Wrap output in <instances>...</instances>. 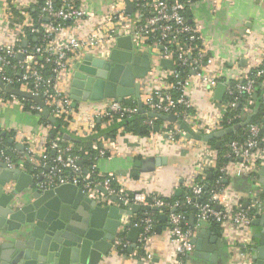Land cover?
<instances>
[{"label": "built area", "instance_id": "built-area-1", "mask_svg": "<svg viewBox=\"0 0 264 264\" xmlns=\"http://www.w3.org/2000/svg\"><path fill=\"white\" fill-rule=\"evenodd\" d=\"M213 1L217 5L219 0ZM129 2L133 6L131 14L127 12L125 0H113L98 11L88 10L85 0H8L0 9V80L40 97L50 113L65 124L71 120L77 122L76 125L86 122L85 130L91 133L96 120L105 128L138 114V108L107 99L97 107L76 113L69 93L72 65L86 54L107 57L118 37L129 36L132 52L138 54L145 49L151 58L145 78L138 80L140 98L147 111L174 114L199 134L223 129L226 111L233 107H239V110L227 118L228 123L235 119L240 122L252 115L256 78L261 76L264 82V40L260 44H244L248 65H234L238 73L230 84L223 80L226 60L211 52L201 23L186 15L191 0ZM161 59L171 61L172 68L160 66ZM251 69L255 71L251 73ZM218 83L226 85L222 100L214 98ZM0 91V105L12 102L25 105V99ZM202 92L207 96L205 101L200 97ZM262 103L264 106V92ZM29 108L41 110L34 102ZM153 120L144 119L142 126L147 133L140 135L136 143L120 141L124 132L121 127L112 138L100 136L101 145L94 147L97 151L94 157L112 153L140 158L155 156L150 154V148L157 146L162 138L170 149L196 151L192 176L186 179L187 193L182 200L169 202L162 198L156 187L159 168L137 176L135 182L147 187L140 191L132 189L126 175L84 172L79 165L81 158L72 154V144L61 147L57 137L49 142L54 155L49 162L41 164L47 170L34 175V188L45 190L70 183L102 206L140 204L139 218L126 216L121 220L107 256H125L126 253H120L125 250L128 253L130 242L124 223L130 222L141 229L132 251L142 252L141 263L150 262L149 241L155 231V221L149 210L163 207L157 211L166 216L165 228L172 247L171 264H191L189 259L195 246L192 238L199 226L210 223L221 226V240L237 264H254L251 253L254 238L250 226L253 219L264 213V196L258 180V170L264 165V117L263 122L250 121L244 126L247 136L243 141L229 142L226 155L231 159L219 167L220 175L206 191L202 180L206 177L205 172L215 165L216 151L207 142L186 138L178 123L162 121L155 130L157 125ZM27 142H31L28 137ZM0 151L1 159L9 168L24 170L22 160L15 162L6 150ZM234 176L245 177L249 186L236 193L222 183ZM12 188L11 182L5 186L7 191ZM100 188L106 193L100 192ZM111 196H116V200H111ZM182 206L194 207V226H190L183 212L177 211Z\"/></svg>", "mask_w": 264, "mask_h": 264}, {"label": "water", "instance_id": "water-1", "mask_svg": "<svg viewBox=\"0 0 264 264\" xmlns=\"http://www.w3.org/2000/svg\"><path fill=\"white\" fill-rule=\"evenodd\" d=\"M125 2L127 12L131 14L133 6L129 0ZM25 43L23 40L22 45L25 46ZM150 64L151 58L148 53L132 52L129 36L118 37L115 47L110 50L107 57L84 55L72 65L69 81L72 106L76 107L81 101L98 102L113 99L122 102L127 97H133L137 103L138 114L142 118L178 123L186 138L203 142L216 139L215 147L220 145L221 137L237 131L251 121L252 115H249L232 126L199 134L191 130L185 122L177 119L174 114L147 111L140 98L138 80L145 78ZM159 65L163 68H172L171 61L166 59L159 60ZM225 88L224 83L217 84L214 91L216 100H222ZM0 89L7 94L33 101L40 107V114L63 132L64 139L77 141L57 122V118L50 113L40 97L30 91L4 84L1 80ZM128 121L116 122L111 128L118 129ZM157 129L158 126H155V130ZM145 130V126H141L140 132L144 133ZM50 136L53 137V134ZM16 146L19 149L23 148L20 144ZM168 162L169 158L164 155L136 159L133 162L135 168L133 176L151 172L156 167L167 165ZM81 164L82 162H79V165ZM210 177L211 173H208L207 178ZM34 180V175L18 167L9 168L5 161L0 160V264H98L110 251L121 220L142 210L140 204L133 203L125 206H102L80 187L70 183L45 190L35 189ZM258 180L264 196V165L258 170ZM10 182H13V188L12 191H7L5 186ZM203 189L204 191L208 189V183ZM100 192L106 193L102 188ZM111 200L115 201L116 196H111ZM181 209H185V206ZM159 217L163 221L166 220L164 214ZM189 224L194 226L193 214L189 216ZM251 224L262 226L261 233L253 236L251 253L256 264H264V213L253 219ZM124 227L127 228L130 253L137 244L141 229L130 222H125ZM155 229L159 232L161 226L156 225ZM205 232V229H201L193 236L192 241L195 245L193 255L212 260L222 252L223 243L219 237L212 236L205 244L202 241Z\"/></svg>", "mask_w": 264, "mask_h": 264}, {"label": "crops", "instance_id": "crops-1", "mask_svg": "<svg viewBox=\"0 0 264 264\" xmlns=\"http://www.w3.org/2000/svg\"><path fill=\"white\" fill-rule=\"evenodd\" d=\"M7 1L0 0V9ZM112 1L85 0L86 7L90 11H98ZM31 11L35 13L34 8ZM187 14L189 18H194L201 23L203 36L209 42L211 52L226 60V70L223 75V80L231 83L234 76L238 73L234 65L238 64L240 67L248 65L247 56L245 57L246 51L244 44H260L264 40V0H219L217 5H214L213 0H194L188 4ZM143 53H147V51L141 49L138 52V54ZM248 58L251 57L248 56ZM250 61L252 60L250 59ZM200 97L203 101L207 100L204 92H202ZM125 99L136 102L133 97H127ZM105 101H81L77 103L75 111L76 113H83L91 108L97 107ZM95 122V125L98 124L100 129L104 128V125L99 120ZM76 123L74 120H71L66 124V129L69 134L79 138H86L94 132V127L93 132H86V122H80L77 125ZM74 125L76 126L74 127ZM47 126L41 123L38 115L34 114L32 109L29 108L26 110L25 105L21 106L15 102H12L10 105H0V150H6L12 159L27 155L28 162L40 168L44 161L49 162L50 157H52V151H48L50 139L47 134L51 127ZM121 128L123 129V126ZM142 134L143 132L133 134L124 130L120 141L127 144L136 143L140 140V135ZM100 136L113 137L99 135L91 141V148L94 150H96L94 148L95 146L99 147L101 145L98 140ZM27 137L31 139V142H27ZM158 143L157 146L150 148V154L155 156L169 155L167 165L156 167V169L159 168L156 179L158 192L162 196L185 194L184 184L186 183V179L192 176L193 164L196 160L197 152L192 150H183L180 152L170 149V146L164 138L158 140ZM17 144L22 145L23 148H17ZM1 158L0 155V160H2ZM136 159H140V157L112 153L105 157L96 156V158L84 159L81 161V166L84 171L90 172L93 170L104 174L115 173L126 175L130 180L132 189L138 191L142 189L146 190V185H139L135 182L139 174L133 176V172L135 171L133 162ZM42 170L38 172L40 173ZM44 170H47L46 167H44ZM24 171L34 175L25 169ZM132 176L134 179L131 178ZM225 183L236 193L249 186V181L245 177L234 176ZM177 190L178 193H176ZM137 213L132 216L136 217ZM191 214H194L193 209L189 212V216ZM159 215L161 216L163 213L160 212ZM156 225H160L161 229L157 232L154 227V234L149 241V250L151 251L152 259L147 264H171L172 247L168 242V235L165 228L166 222L159 217L155 221ZM201 229L206 230L204 236H202V241L205 244L209 240L208 238L212 236L222 238L223 230L218 224H203L196 231L198 232ZM261 231L262 226L251 224L250 232L252 236L258 232L261 233ZM142 259V253L132 251L130 253L128 252V255L125 256L118 257L113 255L104 257L98 264H143L141 263ZM189 261L191 264H237L234 261L233 255L230 253V249L224 244L222 252L212 260L202 259L193 255Z\"/></svg>", "mask_w": 264, "mask_h": 264}, {"label": "trees", "instance_id": "trees-1", "mask_svg": "<svg viewBox=\"0 0 264 264\" xmlns=\"http://www.w3.org/2000/svg\"><path fill=\"white\" fill-rule=\"evenodd\" d=\"M186 15L189 18L188 14H187V9H186ZM255 70L251 69V73H253ZM261 76L256 78V82H255V88H254V92L252 94V98H253V105H252V118H251V122L253 123H260L263 122V117H264V106L262 103V95L264 92V82L262 81ZM0 94H2V92L0 91ZM7 96H9V94H7ZM25 103V109H29V106L33 103V101L31 100H23ZM123 104L125 105H137V103L133 100H126L124 99L122 101ZM239 110V107H233L231 109H228L226 111L225 114V120L223 121V127H228L231 126L232 124L236 123L239 121V119H235L232 120L231 123L227 122V118L233 116L234 114H236ZM32 112L36 115H38L39 120L41 121V123L43 125H49L51 128L50 130H48V135H49V139L50 141L57 137V142L59 144V146L61 147H65L68 144H72L73 145V149H72V154L78 155L81 160L83 161L84 159H90L92 157H94L96 155V150H94L93 148H91V141H93L94 139H96L99 135H105V136H109L112 137L114 136V134L116 133L117 129L115 128H111V126L113 124H116V122H114L113 124L100 129L98 124H96L94 126V132L92 133L91 136H87L86 138H79L75 135H71V137L78 139L77 141H71V140H66L62 137L63 132L60 129H57L54 125L50 124L49 121L44 118L39 111L37 110H32ZM124 120H129L127 123L124 124L123 129L125 131L131 132L133 134H140V128L143 124L144 119L141 118V116L139 114H135L134 116L130 117V118H124L122 119L120 122L124 121ZM155 125L159 126L161 125L162 121L160 119H154L153 120ZM57 122L60 123L61 126H63L64 128H66V124L63 122V120L61 118H57ZM147 133V131L145 130V132L142 135H145ZM263 133V132H261ZM53 134V137H50V135ZM247 136V132H246V128L245 127H241L240 129H238L237 131L231 132L223 137L220 138V145L218 147H215V142L216 139H213L209 142H207L217 153V157H216V161H215V165L210 168V170L205 172L206 177L202 180V182L204 184L208 183V188H210L211 186H213L215 180L218 178V176L220 175L219 172V167L225 163H227L231 158L229 156L226 155V153L228 152L229 148H228V144L230 141H243ZM5 141V140H4ZM48 151H51L50 148L48 149ZM50 154V152H49ZM139 158V157H138ZM18 160H22L23 164H24V169L27 170L28 172H32V174L34 175H39V170H44V167H36L33 164H31L30 162H28L27 159V155H23L20 156L17 159L13 158V161L18 162ZM61 172L63 173H67L66 170H62ZM211 173V177L207 178V174ZM140 174V173H139ZM133 178V176L131 177ZM134 179V178H133ZM199 179V178H198ZM229 179H227L228 181ZM223 184H227L225 182H222ZM185 194L187 193L186 189L184 188ZM185 194L183 195H175V194H171L169 196H162V198L164 200H167L169 202H174L175 200H182L183 197L185 196ZM192 209H190V207H185V209H181V207L177 210L180 212H183L187 218L189 216V212ZM149 212L152 213V217L154 219V221L159 219V212L157 210H149ZM141 215V211L137 213L136 218H139ZM210 224H217V223H210ZM120 253H126V255H128L127 251H123ZM140 254L142 252H139ZM139 256V255H138Z\"/></svg>", "mask_w": 264, "mask_h": 264}]
</instances>
